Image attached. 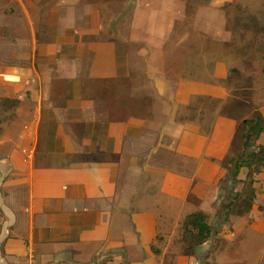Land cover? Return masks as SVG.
<instances>
[{
	"label": "crops",
	"instance_id": "0c3cea01",
	"mask_svg": "<svg viewBox=\"0 0 264 264\" xmlns=\"http://www.w3.org/2000/svg\"><path fill=\"white\" fill-rule=\"evenodd\" d=\"M152 1L0 0V264L222 260L237 208L226 220L218 207L246 141L227 108L233 84L264 109L258 62L241 69L231 59L261 39L249 46L248 29L233 42L225 7L241 3L264 21V0ZM104 4L117 7L112 38L101 32ZM126 21L128 40L117 33ZM256 196L250 212L264 208ZM197 211L213 236L192 247L182 223Z\"/></svg>",
	"mask_w": 264,
	"mask_h": 264
},
{
	"label": "trees",
	"instance_id": "16d2710c",
	"mask_svg": "<svg viewBox=\"0 0 264 264\" xmlns=\"http://www.w3.org/2000/svg\"><path fill=\"white\" fill-rule=\"evenodd\" d=\"M240 4V5H239ZM237 2H231L226 6L225 10L232 14V23L235 28L233 33V42L242 43L245 41V36L249 35L246 30L251 29L255 34L251 40L249 46L255 45L259 39H261L262 45H264V34H261L259 38L258 31L264 33V21L254 19L253 11L247 12L245 5ZM258 24L259 30L256 29ZM253 52V51H252ZM252 52L238 53L239 56L244 57V61L247 65L252 66L254 60L252 58ZM264 59V55L258 60ZM247 60V61H246ZM235 69V68H234ZM239 72V70H236ZM233 95L235 96L229 100L227 108L233 113V117L238 120H242L243 128L245 130V139L248 138V131L252 134L251 142L255 150H252V146L240 145V153L237 156L229 159L231 170L229 175L231 176V187L233 193H228L225 197V203L218 207L219 217H228L233 212L234 206L241 203L246 209L250 211L254 205L256 198V186L255 183L259 180H254L256 175L264 174V145H258L256 139H258L264 133V117L260 111L254 110L249 105L250 90L245 88V83L241 80H237L233 84ZM241 97V99L239 98ZM247 168L249 170L248 175L245 178H241V170ZM264 182V180H261ZM237 188V189H236ZM182 230L184 232L185 243L192 247H198L207 243L213 236V227L210 224V217L204 211H197L185 217L182 223Z\"/></svg>",
	"mask_w": 264,
	"mask_h": 264
},
{
	"label": "rangeland",
	"instance_id": "374dc122",
	"mask_svg": "<svg viewBox=\"0 0 264 264\" xmlns=\"http://www.w3.org/2000/svg\"><path fill=\"white\" fill-rule=\"evenodd\" d=\"M171 2L172 0H162L163 6L169 5V3ZM125 3L121 4L122 6L121 9L127 7ZM152 3L156 6L155 0H153ZM145 4H147V0H145ZM134 6L135 5H131V7ZM136 6H138L139 8H142L143 6V8H145L144 5L141 3H139ZM155 6L153 10L150 12V15L153 14ZM116 8L117 7L114 4H104L105 13L107 14V16L104 20H101L100 24H101V32L108 36H110V34L112 33L110 29L109 18L111 17L112 14H114ZM119 8L120 7H118V9ZM157 14L158 13L155 12L153 16L155 17ZM129 22L126 21L124 24H121L120 29L117 32L126 40L130 38L132 32ZM148 43L153 44L154 42H151V38L145 37L144 44H148ZM263 55H264V45H256L253 49V52L250 55L252 56V58H248V60H254L258 62L256 68L252 69V71L249 70L254 76L261 75L262 77H264V65L262 64L261 66L258 61V59ZM214 58H216L219 62L221 56H214ZM222 58L224 59L223 67L225 69L219 70V72H217L216 75H218L224 80L226 79V75L229 73L228 69L230 68V61H229V57L227 56ZM231 59L234 60L237 63V65L240 66L241 69H244V66L246 65L244 58L242 59V58L232 57ZM221 83H223V81H221ZM260 113L264 117V109L260 111ZM256 143L258 145H264V133L258 139H256ZM252 150H255L254 146H252ZM262 175L264 174L259 175L260 176L259 178L261 179L255 183L256 186L255 188L256 191L258 192V197H259L257 200V204L264 203V182L261 181L264 180V176L262 177ZM225 190L231 191V194L233 193L232 187L227 188ZM235 208L237 209L235 213L233 210L234 215L232 216L230 222L228 223L230 224L229 226L230 231H228L229 233L227 232L221 236L220 247L224 251L223 258L218 262H213L210 264H264L263 206H261L260 209H256L253 212L250 211L257 208V206H254L251 209L249 208L250 211H246L247 208H245L241 203H239L234 206V209Z\"/></svg>",
	"mask_w": 264,
	"mask_h": 264
},
{
	"label": "water",
	"instance_id": "95a60500",
	"mask_svg": "<svg viewBox=\"0 0 264 264\" xmlns=\"http://www.w3.org/2000/svg\"><path fill=\"white\" fill-rule=\"evenodd\" d=\"M251 138H252V134H251V132L250 131H248V138L246 139V141H245V145H247V146H253V142H251Z\"/></svg>",
	"mask_w": 264,
	"mask_h": 264
},
{
	"label": "built area",
	"instance_id": "2783aa9c",
	"mask_svg": "<svg viewBox=\"0 0 264 264\" xmlns=\"http://www.w3.org/2000/svg\"><path fill=\"white\" fill-rule=\"evenodd\" d=\"M29 83H30V81L28 80L27 84L30 85ZM29 134H30V135H33V134H34V131H33V130L30 131ZM33 152H34V149H32V150L28 153V155H29V156H32V155H33Z\"/></svg>",
	"mask_w": 264,
	"mask_h": 264
}]
</instances>
